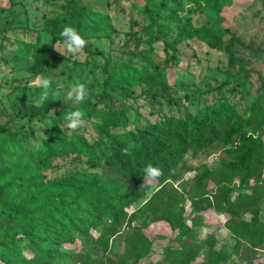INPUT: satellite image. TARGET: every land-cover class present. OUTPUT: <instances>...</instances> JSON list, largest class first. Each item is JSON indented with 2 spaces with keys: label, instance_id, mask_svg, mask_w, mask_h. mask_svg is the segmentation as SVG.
<instances>
[{
  "label": "rangeland",
  "instance_id": "1",
  "mask_svg": "<svg viewBox=\"0 0 264 264\" xmlns=\"http://www.w3.org/2000/svg\"><path fill=\"white\" fill-rule=\"evenodd\" d=\"M148 6L154 10L153 19L146 16ZM76 18L88 20L87 31L79 23L75 26L87 44L78 54L70 55L64 50L60 32L68 21ZM186 20L216 29L223 47L212 48L198 38L180 43L178 60L169 72L170 84L166 88L144 84L121 86L109 78L106 66L115 74L121 62L135 63L141 68L150 65L161 68L167 43L173 42ZM233 35L241 41V44L236 41L232 50L241 59L243 70L240 63L231 64L225 48ZM255 50L261 54L257 55ZM258 73L264 76V0H234L233 6L219 12L208 4L195 9L193 0H0V126L6 127L9 137L1 136L0 142L6 140L18 155L17 164L7 162V168L0 171V186L10 182L15 173H25L26 177L37 173L47 180L88 167L84 157L71 155L55 157L47 164L26 170L28 149L42 147L52 128L72 133L64 119V113L70 110L80 109L85 114V126L76 132L88 139L97 136L93 124L100 118L88 114L84 104L124 112L127 124L117 128L118 131L144 127L165 115L182 117L186 110L195 113L220 102H225L226 111L234 118L247 117L257 99ZM42 78L53 82L47 100H41L42 89L37 86ZM75 82L85 83L89 89L88 98L82 102L66 96L68 87ZM242 130L254 132L253 128ZM16 144L23 148L15 147ZM3 157L7 160L8 155ZM226 160H231L229 149L219 142L197 155L189 153L174 169L171 182L180 194H186L198 172L217 168ZM233 186L234 198L252 192L250 186L239 182ZM152 192L153 189L149 190L145 198L131 206L125 205L116 220L107 221L106 226L115 225L119 231L109 236L107 250L96 244H84L77 238L73 248L76 251L85 248L92 253L93 261L87 260V264L100 263L106 257H111L113 264L118 261L132 264L135 256L126 244L134 238L135 226H140L145 218H131V213ZM185 206L186 218L195 230L192 241L202 246L203 257L208 249L207 234L213 232L218 239L217 247L230 252L234 264H264V245L252 249L243 241L236 247L237 237L224 226L227 216L207 210L203 219L206 225H194L193 219L199 215L195 205L186 200ZM241 216L246 220L256 216L264 221V196L259 201L258 213L243 212ZM18 228L0 216V264H8L3 256H8L7 244L13 243L11 235ZM101 229L93 230L94 236ZM143 229L154 236V242L149 254L138 264H168L163 258L166 247L177 244L175 232L164 220L149 219ZM27 244L25 240L22 246L31 258Z\"/></svg>",
  "mask_w": 264,
  "mask_h": 264
},
{
  "label": "trees",
  "instance_id": "2",
  "mask_svg": "<svg viewBox=\"0 0 264 264\" xmlns=\"http://www.w3.org/2000/svg\"><path fill=\"white\" fill-rule=\"evenodd\" d=\"M193 4L195 9L208 4L219 12L233 6L234 0H193ZM153 11L148 6L146 16L153 19ZM87 21V18L84 21L76 18L66 25L75 27L79 23L87 31ZM192 38H198L212 48L223 47L216 29L186 20L173 42L167 43L161 68L153 65L141 68L135 63L121 62L117 64L115 74L110 73L107 66L105 71L121 86L144 84L166 88L170 84L169 72L178 60V45ZM236 41L241 44L233 35L225 46L232 65L241 64V59L232 50ZM255 52L261 54L260 50ZM98 53L104 55L103 51ZM243 69L241 64L240 70ZM258 80L257 99L247 117L234 118L226 111L225 102H220L204 106L195 113L186 110L182 117L165 115L144 127L118 131L117 128L127 124L124 112L84 104L88 114L100 118L93 124L97 136L88 139L77 132L68 134L52 128L42 147L28 149L25 166L29 171L55 157L76 155L85 158L87 168L47 180L37 173L28 177L25 173H15L10 182L0 186V216L19 226L11 235L13 243L7 244L5 261L8 264H87V260L93 261L92 253L85 248L76 251L73 245L77 238L84 244H96L107 250L109 236L119 232L115 225L106 226L107 221L116 220L125 205L131 206L145 198L151 189V195L131 213V218H145L140 226H135L134 238L126 244L135 256L132 264H138L146 257L154 242V236L143 229L149 219L164 220L175 232L177 244L166 247L164 263H235L230 252L217 247L218 239L213 232L207 234L208 249L205 257L202 256V246L192 241L195 230L186 218V200L195 205L199 214L193 219L194 225H206L203 219L207 210L219 212L227 216L224 226L237 237L236 247L246 241L252 249L262 248L264 221L256 216L251 220L241 216L243 212L258 213L259 201L264 196V76L260 73ZM244 128H253L254 132L248 134L242 130ZM3 135L9 138L6 127L0 126V137ZM218 142L229 149L231 160L217 168L198 172L191 182L192 189L180 194L171 182L176 166L189 153L197 155ZM8 145L6 140L0 142V160L3 162L0 171L7 168V162L17 164L18 161L17 152ZM129 145H132L131 154L123 153L122 149ZM15 147L23 148L17 144ZM4 155H8L7 160ZM148 163L161 168L162 175L150 188H141L143 169ZM235 182L250 186L252 192L234 198ZM97 229L101 232L94 236L92 231ZM25 240L31 258L24 252L22 243ZM100 263L113 264L114 260L106 257ZM118 264L125 262L118 261Z\"/></svg>",
  "mask_w": 264,
  "mask_h": 264
},
{
  "label": "clouds",
  "instance_id": "3",
  "mask_svg": "<svg viewBox=\"0 0 264 264\" xmlns=\"http://www.w3.org/2000/svg\"><path fill=\"white\" fill-rule=\"evenodd\" d=\"M60 36L63 38V47L67 54L73 55L78 54L84 49L87 44V41L79 33V31L72 25H65L62 27ZM61 55L64 53L59 52ZM52 80L50 78H42L38 82V87L42 89L41 100H47L52 89ZM89 89L82 82H75L71 84L67 91L66 96L69 100H74L77 102H82L89 96ZM84 113L80 109L70 110L64 113V119L67 122V128L76 132L78 129L85 126ZM132 145L122 149V152L125 154H131L130 149ZM143 184L141 188H150L154 181H156L162 175V169L158 166L148 163L144 169Z\"/></svg>",
  "mask_w": 264,
  "mask_h": 264
}]
</instances>
